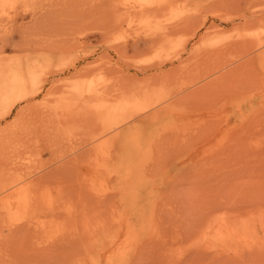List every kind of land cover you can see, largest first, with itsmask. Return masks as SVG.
Segmentation results:
<instances>
[{
  "label": "rangeland",
  "instance_id": "374dc122",
  "mask_svg": "<svg viewBox=\"0 0 264 264\" xmlns=\"http://www.w3.org/2000/svg\"><path fill=\"white\" fill-rule=\"evenodd\" d=\"M30 65L0 264H264V0H0V81Z\"/></svg>",
  "mask_w": 264,
  "mask_h": 264
},
{
  "label": "bare ground",
  "instance_id": "6f19581e",
  "mask_svg": "<svg viewBox=\"0 0 264 264\" xmlns=\"http://www.w3.org/2000/svg\"><path fill=\"white\" fill-rule=\"evenodd\" d=\"M164 28H165V26H164ZM166 30H168V29H166ZM171 31V30H170ZM163 32V31H162ZM165 33H167V32H165ZM167 35V34H166ZM165 35V36H166ZM164 37V36H163ZM163 40V39H162ZM167 40V39H166ZM168 40H170V39H168ZM173 40V39H172ZM171 40V41H172ZM163 43V42H162ZM159 44V43H158ZM164 44V43H163ZM168 45V44H167ZM166 45V46H167ZM164 46H165V44H164ZM182 63V62H181ZM34 66V65H33ZM181 67H184V66H182L181 65ZM33 69V67H31V65L30 66H27V67H23V66H19V67H17V70L14 72V73H12V74H10L9 76H7L6 78H4L2 81H0V106L1 105H6L5 107H6V111H5V113H9L10 111H11V108H12V106H13V103L12 102H10L9 100L13 97V96H18V100H20V99H26L27 97H29V96H31V97H34V96H36V94H37V92L38 91H40L42 88H43V83L45 82L44 80H42V77H40V76H38V75H36V74H38V73H34L33 74V72H32V69ZM38 72V71H37ZM40 75V74H39ZM44 78V77H43ZM44 81V82H43ZM33 89V91H31ZM52 90H53V88H52ZM30 92V93H29ZM41 92V91H40ZM55 93V92H54ZM54 93H53V95L52 96H55L54 95ZM39 94V93H38ZM37 94V95H38ZM51 95H49V96H51ZM45 97V101H44V107H45V109L46 110H44L43 109V111L41 110V112H40V116L41 117H47V118H50V120L53 118V116H55V118H54V121L57 119L56 117V114H57V111H53V108H52V103H54V102H52V101H54V98L53 97ZM57 96V95H56ZM55 96V99L57 98ZM50 99H53V100H51L50 101ZM10 102V103H9ZM50 102H52V103H50ZM56 103H57V101H56ZM55 104V103H54ZM57 108V107H56ZM39 118V117H38ZM30 119V118H29ZM42 119H44L45 120V118H42ZM41 119V120H42ZM49 120V119H48ZM47 121V120H46ZM53 121V122H54ZM33 123V122H32ZM45 122H43V124H44ZM47 123V122H46ZM49 123H50V121H49ZM52 123V122H51ZM18 124L19 123H15V124H12L6 131H4L3 133L1 132L0 133V143H2V142H4L5 140L7 141H9V137H11V136H14V135H16L17 134V132H16V128H21V126L19 125V127H18ZM54 124V123H53ZM24 125V124H23ZM29 125V124H28ZM27 125V126H28ZM35 127H36V123L35 124H33ZM41 125H42V123H41ZM41 125H39L40 127H41ZM48 125V124H47ZM47 125L45 126V125H42V127L43 126H45L46 128H47ZM51 125V124H50ZM55 125V124H54ZM50 127V126H49ZM57 127V126H56ZM36 128H38V127H36ZM35 128V129H36ZM45 128V129H46ZM28 129V127L26 128V131H28L27 130ZM41 129H43V128H39V131L41 130ZM23 130V129H22ZM44 130V129H43ZM49 130V129H48ZM51 130V129H50ZM30 131V130H29ZM28 131V132H29ZM32 131H34V129H32ZM42 131V130H41ZM40 131V132H41ZM19 132H20V130H18V134H17V136H14V138H16V137H19L20 135H19ZM34 133V132H33ZM20 134H22V132H20ZM26 134H27V132H26ZM23 135V134H22ZM29 135H30V132H29ZM29 135L27 134V136L29 137ZM34 135V134H33ZM32 135V136H33ZM36 135H38L37 133H36ZM24 137V136H23ZM13 139V138H12ZM11 139V141H13ZM28 139V138H27ZM30 139H34L33 137L32 138H30ZM22 140H24L23 138H22ZM15 141V140H14ZM17 141V140H16ZM21 141V140H20ZM22 142V141H21ZM24 142V141H23ZM6 143V142H5ZM14 143V142H13ZM15 144V143H14ZM4 145V144H3ZM115 153H116V151H115ZM118 153H119V151H118ZM117 154V153H116ZM114 155V154H113ZM130 156V155H129ZM140 156V155H139ZM128 157V156H127ZM126 157V158H127ZM73 158V157H72ZM117 158H119V156L117 157ZM125 158V159H126ZM129 158V157H128ZM14 160H15V158H13ZM111 159V158H110ZM114 160V159H113ZM124 160V159H123ZM106 161V160H105ZM122 162V161H121ZM14 163V162H13ZM109 163V162H108ZM113 164H114V162H113ZM138 166V165H137ZM137 168V167H136ZM138 169V168H137ZM124 172V171H123ZM125 173V172H124ZM72 187V186H71ZM87 189V188H86ZM86 191H89V190H86ZM76 193V192H75ZM88 193V192H87ZM92 193V192H91ZM80 194V193H79ZM83 194H85V193H83ZM82 195V194H81ZM90 195V194H89ZM102 195V194H101ZM104 198V197H103ZM92 200V199H91ZM97 201H99V200H97Z\"/></svg>",
  "mask_w": 264,
  "mask_h": 264
}]
</instances>
